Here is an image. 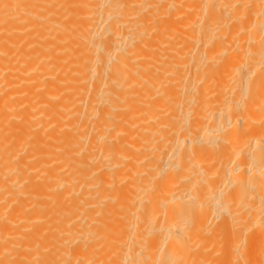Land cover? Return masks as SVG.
<instances>
[{"label":"bare ground","instance_id":"1","mask_svg":"<svg viewBox=\"0 0 264 264\" xmlns=\"http://www.w3.org/2000/svg\"><path fill=\"white\" fill-rule=\"evenodd\" d=\"M0 264H264V0H0Z\"/></svg>","mask_w":264,"mask_h":264}]
</instances>
